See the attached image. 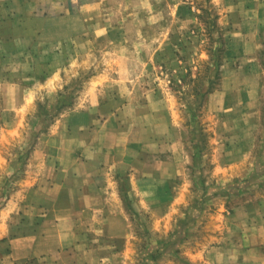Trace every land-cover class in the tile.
Returning a JSON list of instances; mask_svg holds the SVG:
<instances>
[{
	"label": "rangeland",
	"instance_id": "1",
	"mask_svg": "<svg viewBox=\"0 0 264 264\" xmlns=\"http://www.w3.org/2000/svg\"><path fill=\"white\" fill-rule=\"evenodd\" d=\"M227 8L212 0H81L73 10L87 18L83 37L9 58L0 81L21 83L27 94L4 101L0 90V215L58 120L115 99L131 106L130 127L148 122L146 109L168 118L184 167L168 198L147 212L139 200L122 203L133 234L125 264H230L244 255L262 264L264 27L246 52V29Z\"/></svg>",
	"mask_w": 264,
	"mask_h": 264
},
{
	"label": "crops",
	"instance_id": "2",
	"mask_svg": "<svg viewBox=\"0 0 264 264\" xmlns=\"http://www.w3.org/2000/svg\"><path fill=\"white\" fill-rule=\"evenodd\" d=\"M80 1L0 0V73L9 58L36 53L31 48L83 37L87 18L77 12L87 7L73 10ZM212 1L228 7L230 19L246 29L240 37L252 52L264 27V0ZM18 68H26L25 58ZM0 90L4 101L8 94H27L9 78L0 81ZM130 107L111 99L96 109L67 112L41 138L31 173L20 178L16 201L3 206L0 215V264L127 262L133 234L122 203L139 200L147 212L155 200L168 198L184 169L181 143L171 136L168 118H155V111L146 109L140 112L148 113V122L130 127ZM21 213L36 217L22 221ZM255 258L244 255L230 264H257Z\"/></svg>",
	"mask_w": 264,
	"mask_h": 264
}]
</instances>
